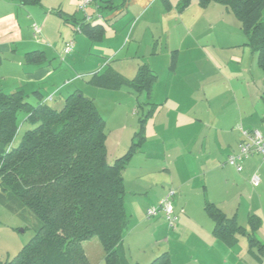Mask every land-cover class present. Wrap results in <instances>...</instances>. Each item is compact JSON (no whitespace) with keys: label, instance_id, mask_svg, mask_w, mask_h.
Returning <instances> with one entry per match:
<instances>
[{"label":"crops","instance_id":"0c3cea01","mask_svg":"<svg viewBox=\"0 0 264 264\" xmlns=\"http://www.w3.org/2000/svg\"><path fill=\"white\" fill-rule=\"evenodd\" d=\"M79 3L0 0V89L22 90L34 105L56 103L52 106L58 108L77 91L96 103L95 95L85 92V83L93 86L94 75L112 69L132 84L141 68H149L156 79L148 91L122 86L128 87L124 96L136 108L151 106L139 118L138 130L118 135L111 162L106 141L108 161L114 163L133 147L132 132H141L124 171L132 206L140 209L131 225L126 206L130 223L123 246L129 261L149 264L167 251L173 264H264V160H245L242 172L227 164L238 152L241 128L264 134V64L238 17L215 1L94 0L87 13L100 29L93 38L77 32L70 22L85 20ZM220 18L237 23V40L217 34L213 23ZM203 19L211 30L200 28ZM33 24L41 27L37 37ZM70 40L75 42L71 59L62 60ZM235 47L241 49L239 56L221 54ZM144 94L145 105L140 102ZM226 95L230 99L224 102ZM255 174L258 186L251 183ZM170 189L177 190L174 228L163 214L146 217V210L157 206ZM207 203L242 227L234 243L216 235ZM92 240L83 243L86 255L91 264H105L104 249L101 253ZM22 244L14 240V250Z\"/></svg>","mask_w":264,"mask_h":264},{"label":"trees","instance_id":"16d2710c","mask_svg":"<svg viewBox=\"0 0 264 264\" xmlns=\"http://www.w3.org/2000/svg\"><path fill=\"white\" fill-rule=\"evenodd\" d=\"M203 1L223 4L238 17L264 64V0ZM21 2L38 4L40 0ZM70 22L77 32L79 28V33L93 38L100 29L93 21ZM155 79L147 67L139 70L132 84L108 69L94 75L91 83L107 89L127 85L148 91ZM22 113L30 129L16 146ZM138 135L141 138V132ZM106 141L104 117L95 101L80 91L68 96L59 109L45 102L32 104L22 90L7 93L0 89V189L6 206L23 217L30 215L36 230L17 255L0 259V264H91L83 243L94 237L104 249L105 264H132L123 246L130 223L124 171L140 140L114 163L108 161ZM206 210L215 220L216 235L234 243L242 227L211 203ZM249 240L257 242L250 234ZM149 264L173 262L165 251Z\"/></svg>","mask_w":264,"mask_h":264},{"label":"rangeland","instance_id":"374dc122","mask_svg":"<svg viewBox=\"0 0 264 264\" xmlns=\"http://www.w3.org/2000/svg\"><path fill=\"white\" fill-rule=\"evenodd\" d=\"M234 18H235L234 20H236V17ZM209 24L210 23L207 20L203 19V22L200 28L204 29L203 31L208 30V29L211 30L209 27ZM213 24L215 25L214 27H215V31L217 32V34L220 35V34L227 33L229 37L231 38L234 37L235 40H237V37L234 35V33H237V30H238L237 23L233 24V22H230L229 19L220 18V20H218L216 23L214 22ZM231 33L234 36H230L229 34ZM235 43L237 42L235 41ZM221 54H223L224 57H228L229 55L230 57L235 56V55L239 56L241 54V49L237 47L232 48V49H224ZM68 58L71 59V55H69ZM234 61L236 62V60ZM85 69H86V66H85ZM159 71L160 72L163 71L161 68V65H160ZM87 79H88V76L85 77V82L87 81ZM85 92L88 95H95V97L98 99L96 103L100 104L101 111L103 112L105 117H107L108 122L106 124V130L108 133L107 140H108V147L110 151L109 161L111 162L112 156L114 153L113 152L114 144L116 143V139L118 138V135L123 134L124 136L127 137L131 134V130H134L136 132L140 125L139 118L145 116L148 112V109H150L151 106L150 104L145 105L146 95L144 94L140 96V102L145 105L143 107L144 110H142L141 107L136 108V105L133 104L132 101H130L128 97L124 96L125 94L128 93L127 86L120 87L118 89L109 90V89L97 88L96 86L94 87V85L92 86V85H88L87 83H85ZM229 99H230L229 96L226 95L224 102ZM50 105L55 106L56 103H51ZM62 106L58 108L60 109L62 108ZM138 110H139V113H138ZM137 113H138V116H136ZM21 116L22 117L20 120V128L14 140V144L16 146H18L23 141L25 132L30 129V125L24 122L26 119V114H22ZM119 129H124V130H122V132L118 134L117 131ZM134 131L132 132L134 136L133 140L135 141V143H139L138 141L140 140V136L135 135ZM129 175L130 174L128 172L126 174L127 179H129L130 177ZM176 194H177V190H176ZM175 199L173 200L174 209H175ZM125 201H126L128 212L132 217L131 225H133L135 221H137V219L140 217V209L136 208V204L132 206V198L130 196V193L126 194ZM133 207H134V211H133ZM35 232L36 230H35L34 219L31 218L30 215H28L27 213H26V217H23L20 213L17 214L16 212H13L8 206H6V199L4 198V194L0 189V259L3 261L7 259H12L15 255H17L20 252V250L25 245H27L30 242L32 237L35 235ZM14 240L15 241L20 240L23 242L22 246L18 250H14L16 247L14 245ZM144 240L150 241V239L148 238ZM91 242L96 243V247L100 248L99 249L100 252L103 253V247L101 243H99V239L97 237H94ZM134 250H135V253H137L138 250L136 248H134Z\"/></svg>","mask_w":264,"mask_h":264},{"label":"built area","instance_id":"2783aa9c","mask_svg":"<svg viewBox=\"0 0 264 264\" xmlns=\"http://www.w3.org/2000/svg\"><path fill=\"white\" fill-rule=\"evenodd\" d=\"M94 0H80L78 11L85 14V21H93L94 17L88 15L87 10L93 4ZM33 30L35 37L41 34V27L38 24H33ZM78 32L79 28H77ZM75 48L74 40H70L66 43L65 49L61 54L62 60L73 53ZM52 99V98H51ZM242 140L238 144V152L232 154L227 159V164L236 169L237 172L243 171V163L245 160L252 158L254 156H260L264 160V134L258 130H245L241 128ZM1 181V180H0ZM251 183L253 186H258L260 184V177L255 174ZM176 197V190L170 189L166 193L165 197L160 201L157 206L151 207L147 210V217L154 218L160 213L164 214L166 221L170 228H174L177 216L175 214V209L173 206V200Z\"/></svg>","mask_w":264,"mask_h":264}]
</instances>
